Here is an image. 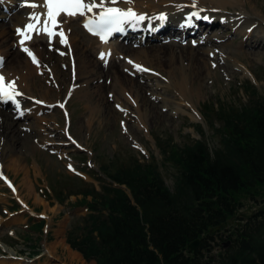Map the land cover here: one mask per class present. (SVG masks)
<instances>
[{
	"label": "rangeland",
	"instance_id": "1",
	"mask_svg": "<svg viewBox=\"0 0 264 264\" xmlns=\"http://www.w3.org/2000/svg\"><path fill=\"white\" fill-rule=\"evenodd\" d=\"M244 4L241 5V8L248 12L249 20L259 21L262 25L261 28L264 29V21L262 22L264 20V0H244ZM22 10V7L18 10L12 9L0 22L4 23L9 36L7 42L4 41L5 38L2 41L5 47L8 46V49L11 48L12 51L24 54L16 43L17 34L12 26L14 23L13 16L18 15V18H21L25 15ZM227 10L231 13L239 12L237 8L231 9L228 7ZM68 25L67 28L71 30L68 33L78 41V47L82 50V58H85L94 69L98 66L102 68L100 58H98L101 49L96 41L88 38L83 33L78 21L71 20ZM259 29L257 27L254 29L249 40L245 39L244 34H234L231 30L225 31L221 28L213 29L212 32L207 30V35L221 34L224 46L221 47L218 44L216 47L221 48V50H216L227 57L222 61L220 57L219 60H211L208 59V56H202L204 61L207 62V69H210L208 75L204 74V69H202L196 78L197 65H194L192 58L189 61V54L191 52L196 54L198 50L189 53L184 50V53L180 56L185 60L183 76L176 70V77L177 79L187 77L193 90H200L196 95L188 96L189 99L181 101L179 92L176 91L173 85L168 84L166 72L169 70L164 69L168 59L166 54L157 58L153 57L154 60L149 68L156 71H154V74L147 75L145 74L147 72H145L141 76H137L138 78L129 75L132 80L137 82L138 86H141V89L138 90L140 91L138 92L140 97H142L139 102L141 119H138L134 104L124 101V95L114 90L108 73L102 75L101 78L96 76L95 82L85 86L87 91L93 95L91 100L82 98V95L67 97L66 93L70 88H68L70 82L71 84L77 82V80H72L73 73L71 75L67 58H60L54 53L57 74L61 75V81L57 82L54 80V74L50 73L51 71H45L51 66L50 61H44L42 66L44 71L35 74L34 77L32 76L34 79H31L32 98L37 100L44 98L47 102L52 101V106L41 112L33 113L27 118L25 117V120L16 119V116L13 127L9 129L8 126L0 125V156L4 164L3 172L15 181V187L19 194V196H16L23 198V202L27 204L25 212L17 216L4 215L2 210L12 211L9 208L12 205L15 206V203L9 198V196H12L10 192L0 183V215H2V218H0V241L13 249H18L22 244L25 246L21 248H26V242H21L23 236H25V241L29 239L34 243L37 242L41 257L34 263L15 260L0 248V264H85L79 261V257L70 254L68 256L62 250L64 244L61 240L62 229L68 222V218L70 219L69 225H72L82 213L80 209H73V213L66 216L65 213L68 207L61 208L58 205V197L55 195L57 190L55 189H57V183L60 186V183L72 180L70 182L72 184L76 180L73 177L82 178L88 183L93 182L83 174L90 170L86 166H89L91 170H96L101 164H112L115 156L120 160L133 156L141 161L152 156L159 164V170L166 187L172 191L173 178L176 172L168 165L166 167L160 165L162 159L158 148L155 147L156 138L160 137L161 140L172 138L173 143L178 146H183L192 140L199 141L202 136L197 134L196 127L200 124L203 126L205 141L208 146L213 147L214 141L211 140L210 131L202 118L204 104L213 103L218 105L221 102L237 107L246 104L248 99L245 96V87L250 82L255 85L258 94L264 97V50L259 52L254 49L249 50L242 45V43L251 45L252 43L264 42V37H262L264 30L260 31ZM204 30L206 31L205 28ZM161 42L163 40L154 45L162 44ZM176 46H174L175 53L179 52ZM111 47L116 55L125 56L123 51L127 48L119 46L117 42H113ZM47 48L48 46L45 44L43 46L45 54H48V56L53 55V53L48 52L50 48ZM193 48L195 49V47ZM206 49L209 48L201 47L200 56L201 51L204 52ZM118 59L119 57L114 60L118 62ZM9 62L10 57L7 58L6 67ZM236 62L239 67L233 66ZM108 66L103 68L106 69ZM157 70L159 75H157ZM62 74L66 78L65 83H62ZM77 83L81 82L78 81ZM81 84L76 85L78 90H80ZM97 85L105 87L102 98L97 94ZM124 86L128 93L133 94L130 89L133 87L132 85L125 84ZM66 97L68 98L67 104L61 108L60 104L63 103ZM116 103L122 106L117 107ZM150 106L154 110V114ZM0 110L11 115L9 107H0ZM147 113H152V115L150 116ZM67 130H69L68 137L73 140L72 142L68 141ZM62 144L67 145L63 146ZM68 166L73 167L72 171ZM23 170L29 171L30 178H26ZM75 182L78 183L77 180ZM96 185L99 186V184ZM38 192L41 196H44L43 200L48 198L47 194L50 196L54 194V197L49 198V200L52 199L49 204H53V206L50 207L48 202L41 201ZM42 204L44 205L43 208L41 207ZM244 204L245 207L240 211L242 216L246 217L257 209L248 200L244 201ZM16 210L20 209L16 208ZM68 210L72 209L68 208ZM31 211L36 212V216L45 215L47 217L44 220L46 223L50 222V227H45L48 229L47 234L42 235L40 231H33L32 228L30 233L21 231V227L27 228L28 225L39 222L36 216L30 219L27 212ZM62 211L66 212L63 213ZM60 220H63V222L60 223ZM11 230H14V234L20 240L19 242L16 241L17 238L14 239L8 235ZM16 243L19 244L16 245ZM0 245H2L1 242ZM215 251L218 253L220 249L217 248Z\"/></svg>",
	"mask_w": 264,
	"mask_h": 264
},
{
	"label": "trees",
	"instance_id": "2",
	"mask_svg": "<svg viewBox=\"0 0 264 264\" xmlns=\"http://www.w3.org/2000/svg\"><path fill=\"white\" fill-rule=\"evenodd\" d=\"M245 96L239 107L204 104L213 147L202 125V139L183 146L156 138L161 166L176 172L172 191L152 156L101 164L99 191L79 179L57 183L60 204L80 196L72 206L88 210L68 229V247L88 264H264V97L249 83ZM247 200L257 209L245 217Z\"/></svg>",
	"mask_w": 264,
	"mask_h": 264
},
{
	"label": "bare ground",
	"instance_id": "3",
	"mask_svg": "<svg viewBox=\"0 0 264 264\" xmlns=\"http://www.w3.org/2000/svg\"><path fill=\"white\" fill-rule=\"evenodd\" d=\"M35 2L40 3V2H42V0H35ZM193 2H194V0H134V3H132V4H120L118 6L124 7V8L133 7L138 13L146 14L147 18L144 21L140 22L139 24L143 25V26L151 25V26H153L154 29L161 27V25L164 27V29H170L171 28L170 24L166 23L165 21L173 19V20H177V22L183 23L186 21L184 19V17H187L193 11H198L200 9H203L204 11H201L200 15L209 17V20L207 21V23H205V27H204L206 30H210L209 32H212L213 29L221 28V29H224L225 31L231 30L232 32H234V34H236V33L237 34H239V33L244 34L245 39L249 40L251 37V33H252L251 31L253 29L251 27V25L256 24L257 28H260L259 29L260 31L264 30L263 28H261L262 25H261V23H259V21H257L258 22L257 23L256 21L249 20L248 12L245 9L241 8V5L242 6L245 5L244 0H195V3L197 5L196 8L192 7ZM9 3L12 6H14V4H15V2H13L12 0H10ZM249 5H250V2H249ZM228 7L231 9L237 8L239 10V12H234V13L228 12V10H227ZM22 11L25 13V15H23V17L18 18V15L13 16L14 23L12 26L14 27L15 32H16V29L18 27L23 26L27 22L28 14L34 10L31 8H28V7H24V9ZM35 11L43 12V11H45V9L37 8V9H35ZM162 13L167 15V19L164 21H161L158 19L159 15ZM3 18H5V17L3 16ZM181 18H182V20H180ZM66 19H67L66 25H68L69 22H71V20H73L71 18H66ZM16 20H17V22L15 23ZM193 20H194V22L201 21V19L197 21L195 18H193ZM263 21L264 20H262V22ZM211 22H216V23L218 22V26L217 27L216 26H210ZM247 25H249V26H247ZM245 26H247V27H245ZM180 30L183 31V28H181ZM190 30H192V29H190ZM123 32H125V34H126L125 37H127L130 34H134L136 32V29L132 26L125 25V29ZM197 32L198 31L193 33V35L189 31L184 32V35H185L184 39H189V38L191 39V40H187L189 42L184 47L181 46L180 43H176L173 41L167 42V43H162L161 45L145 44L143 46H139V44H136L135 47H130L129 45L126 46V43H124L123 47L127 48L125 51H123V54L126 56V57L124 56L125 58L123 57V55L122 56L116 55L114 50L112 48H110L109 44L105 45V46L99 45L100 49H101L100 52L101 51H104V52L111 51V53H112V55L107 58V61L111 60L110 65L106 69L102 67L105 70H103L102 68H99V66H98V68L94 69L89 64V62L86 61L85 58H82V56H81L82 50L79 49L78 41L75 39V37L73 35L67 34L68 46L59 44L58 38H54V42L51 45L57 46L58 51L54 48H50V51H53V52H55V54H58L60 58H67V62L69 63V68H70V62L72 60H73V62H75V67H74V71H73L74 75H73L72 80H74V81L77 80V82L80 81L82 84L81 83L78 84L77 82H75V83L72 82L73 84H71V82H70L68 88L71 86L72 87L69 90V93L67 95H72V96L82 95V98L84 97V98H87L88 100H91L93 95H92V93L87 91V88H85V86H87L88 84H90L92 82H95L96 76H98V78H101L102 75H106V73H108L111 77V82L113 83L114 90L115 91L117 90V91H119V94L124 95V99H125L124 101H127L129 104H134V106H135L134 109L136 111L138 119H141L142 115H141L140 109H139V102H140L142 97H140V95L138 93V92H140L138 90L141 89V86H138L136 84L137 82L132 80L130 77L131 75H134L136 77L141 76V71H137L133 65H130L128 63V60L130 59L133 62H135L136 64H141V65L147 67L148 69H150L149 67L151 66V63L153 62L154 58L160 57L163 54L168 55L167 56V58H168L167 63L165 66L166 68H164L165 70H169L168 72H166L168 75V79H167L168 84L173 85L175 87L176 91L179 92V96H180L179 98L181 101L189 99L188 96L192 97L191 95H193V96L196 95L197 93L200 92V90L199 89H197V91L193 90V88L191 86V82L189 79H187V77H180L178 79L176 77L177 76L176 70H178L179 73L181 74V76H183V71H184L183 69L185 66V64H184L185 60L183 58H181L180 56L184 53V50H186L185 52H188V53L191 51L198 50V53H196V54H194L193 52H191V54H189V61L192 58L194 65L195 66L197 65V67H196L197 69L195 70L196 78H197V75L200 73V71H202V69H204V74L206 73L208 75V73L210 72V69H207V62L204 61V58L202 56H208V59H211V60H213V59L219 60V57H220V59L222 61H224V59L227 58L224 55L220 54L219 51L216 50V49L221 50V48H217L216 45L219 44L221 47L224 46V44H223L224 41H223L221 34H217V35H214V34L211 35L210 34V35H206L204 37L197 39L196 38ZM167 34H169V33H167ZM8 37L9 36H8V33L6 32L4 23L0 22V44H1L0 45V55H3L4 58H6V62L4 64L3 69L0 71V73L5 75V77L7 79H16L17 80L19 90L24 93L23 96L18 98L21 102V110L22 111L26 110V111H24V114L22 116L19 115V113L17 112V110L15 109L14 106H13L14 112L13 113L11 112V115L8 112H2V110H0V125L8 126V129H9V128L13 127L16 116L19 119L25 120V117L27 118V117L31 116L33 113H37L40 110L44 109V107H42L41 105L33 104L31 102L32 97H33L32 96L33 94L31 91V88H32L31 79H34L33 77L35 74L44 71V69L42 67L43 62L46 60L50 61L49 63L51 64V66L48 67L45 71H47V72L51 71L50 73L54 74V76H55L54 80H56V82L61 81V75L57 74L58 72H57V69L55 66L57 63L55 61L54 53L51 52V53H53V55L50 54L48 56V54H45V51L43 49V46H45V44L47 46L50 45L48 42V37L46 35H35V34H33V40L27 42V46L30 49H34L35 53L37 54V57L40 61L39 66H37V64H34L25 52H23L24 54H22L20 52L14 51V50L12 51L11 48L8 49L9 48L8 46L5 47V45L3 44L2 41L5 38L4 41L7 42ZM169 38H174V35L169 36ZM19 39H20V37L18 35H16V43L20 47V45L18 43ZM253 44L254 43H252L251 45H249L247 43H242V45H244L246 47V49H249V50L254 49V50H258V52L264 50V42H259V43H256L254 45ZM176 45H179V46H176ZM12 46H13V44H12ZM137 46H139V47H137ZM174 46L178 47V51H179V52H177L178 54L175 53ZM202 46L207 47L209 49H206L204 52L201 51V56H200L199 52H200ZM193 47H195V49ZM20 49H21V47H20ZM61 53H64V54L62 55ZM8 57H10V62H9V65L6 67ZM117 57H119L118 62H116V60H114ZM100 61L102 63L106 64L101 59H100ZM62 63H64V62H62ZM71 64H72V62H71ZM237 64L238 63L236 62L233 64V66L239 67ZM210 67H212V65H210ZM126 69H127V71H126ZM150 70L153 72L155 71L153 68H151ZM71 71H72V69L70 68V72ZM226 72H230V71H226ZM157 73L159 75L158 70H157ZM62 76H63L62 83L63 82L65 83L66 78L64 77L63 74H62ZM127 76H129V77H127ZM80 84H81L80 90H78L77 89L78 87L76 85H80ZM125 84H127L128 86L129 85L133 86L132 88H130L132 90L131 92L133 94L128 93V91L125 89V86H124ZM133 88H135V90H133ZM104 89H105L104 86H98L97 85V88H96L97 94L101 98L103 97L102 93L104 92ZM41 101L45 104V106H47V104L52 105V103H53L52 101L47 102L46 99H44V98H41ZM115 105L119 106L117 103ZM121 106H119V107H121ZM122 109H125V108H122ZM150 109L152 112L154 111L151 108V106H150ZM147 114L150 116L152 115V113H147ZM153 114H154V112H153ZM138 122H139V120H138ZM0 165H1L0 169L4 170V164L2 162L1 156H0ZM24 174H26V171H24ZM16 192H17V196H19L17 189H16Z\"/></svg>",
	"mask_w": 264,
	"mask_h": 264
},
{
	"label": "snow or ice",
	"instance_id": "4",
	"mask_svg": "<svg viewBox=\"0 0 264 264\" xmlns=\"http://www.w3.org/2000/svg\"><path fill=\"white\" fill-rule=\"evenodd\" d=\"M132 3H134V0H42L40 3L35 2V0H23L20 6L31 8L34 11L28 14L27 22L16 29V33L20 37L18 43L21 50L29 56L34 64L39 66L40 61L34 49H30L27 46V42L33 40V34L46 35L50 45L54 42V38L59 37L58 43L68 46L67 32L71 30L68 29L66 31L63 25L67 22L66 18H75L77 16L85 19L84 27L91 34L98 36L101 42L108 43L113 33L124 31L125 25L134 27L147 18L146 14L138 13L133 7L124 8L118 6ZM192 7H197L195 0ZM37 8H43L45 11H35ZM201 11L204 10L193 11L186 17L187 26H193V18L196 20H209L208 16L200 15ZM158 19L164 21L167 19V15L162 13ZM61 54L63 55L64 53ZM111 55V51H101L99 58L107 63V58ZM4 63V58L0 57V67H3ZM128 63L133 65L137 71H151L130 59ZM23 95L24 93L18 88L16 79H7L5 75L0 73V102H10L21 116L26 110H21V102L18 98ZM35 103L39 104L42 101L37 100Z\"/></svg>",
	"mask_w": 264,
	"mask_h": 264
},
{
	"label": "crops",
	"instance_id": "5",
	"mask_svg": "<svg viewBox=\"0 0 264 264\" xmlns=\"http://www.w3.org/2000/svg\"><path fill=\"white\" fill-rule=\"evenodd\" d=\"M23 171H24V170H23ZM25 171H26V170H25ZM25 175H26V177H27V179H28V177L30 176V173H29L28 170L26 171V174H25ZM29 178H30V177H29ZM32 184H33V183H32ZM41 201H44V200L41 199ZM42 203H44V202H42ZM42 206L44 207L43 204L41 205V207H42ZM43 207H42V208H43ZM72 213H73V212H72ZM71 218H72V217H71ZM61 219H63V218H61ZM63 220H64V219H63ZM63 220H60V223L63 222ZM69 221H70V219L68 218V222H69ZM68 222L65 224L64 228L62 229V233H61V240H62V242H64V236H65V233L67 232L66 230L68 229V226H69V223H70V222H69V223H68ZM49 223H50V222H47L46 224L49 225ZM49 227H50V226H49ZM62 250H64V252H65L68 256H69V254H70V255H75V256L79 257V261L84 262L83 259L81 258V255H79L78 253L72 251V250L66 245V242H64V244L62 245ZM65 250H67V251H65ZM76 254H77V255H76ZM84 263H85V262H84ZM63 264H66V263H63ZM85 264H87V263H85Z\"/></svg>",
	"mask_w": 264,
	"mask_h": 264
},
{
	"label": "water",
	"instance_id": "6",
	"mask_svg": "<svg viewBox=\"0 0 264 264\" xmlns=\"http://www.w3.org/2000/svg\"><path fill=\"white\" fill-rule=\"evenodd\" d=\"M218 230H219V228H214V230H212L211 232L214 233V231H218ZM198 244H199V241H198V240L192 242V244H190V245L188 246L189 250H191V251H192V250H196Z\"/></svg>",
	"mask_w": 264,
	"mask_h": 264
}]
</instances>
